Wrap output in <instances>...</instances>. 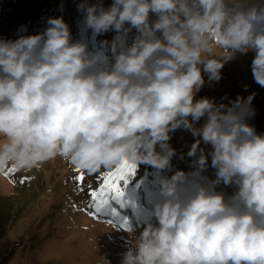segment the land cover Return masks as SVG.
<instances>
[{"label":"rangeland","instance_id":"rangeland-1","mask_svg":"<svg viewBox=\"0 0 264 264\" xmlns=\"http://www.w3.org/2000/svg\"><path fill=\"white\" fill-rule=\"evenodd\" d=\"M33 1L10 0L6 12L0 8V211L12 217L9 264H264V196L234 206L230 217L214 214L212 202V208L231 205L196 153L213 145L230 149L232 128L245 112L232 104L224 113L210 110L218 86L214 60L229 66L237 94L264 88L257 67L264 0H210L217 19L226 10L237 18L202 19L188 28L178 41L177 67L148 96L121 104L96 96L111 82L103 84L107 58L94 47L73 53L66 66L37 69L45 44L63 42L46 14L34 19ZM12 52L33 73L9 66ZM121 57L125 75L132 74L123 88L133 76H147ZM174 95L191 96L195 105L184 108L197 109L204 120L155 116ZM151 106L153 115L144 113ZM169 157L177 171L161 188L158 167H149ZM150 176L153 182L146 181ZM133 183L143 184L141 193L158 212L129 223L128 213L144 211ZM111 201L124 203L115 218L105 213ZM210 244L219 247L206 249Z\"/></svg>","mask_w":264,"mask_h":264},{"label":"trees","instance_id":"trees-1","mask_svg":"<svg viewBox=\"0 0 264 264\" xmlns=\"http://www.w3.org/2000/svg\"><path fill=\"white\" fill-rule=\"evenodd\" d=\"M209 1L34 0L30 2L34 4L30 11L31 14L36 15L34 19L40 20L41 17L38 16L40 12L43 13L42 15L46 14L49 18V26L54 28L55 33L60 34L61 42H63L61 47L45 44V48L38 56L37 69H42L43 63H46L49 69L66 66V59H73V53L94 47L103 51L107 58L104 72L106 81L103 84L111 82L110 85L106 84L105 90H100L101 92L96 96L101 94L103 95L99 96L101 99L117 104L124 103L128 99L148 96L156 89L155 86L159 81L167 77L181 61L182 54L177 45L178 41H181L180 37L187 32L188 28L190 29L202 19L209 23L219 24L229 18V15L232 18L231 21L237 18V14H231L233 12L226 10L220 16L221 18L217 19V14L208 9ZM6 2L10 0H0L1 11L9 7ZM33 24L32 22L31 25ZM261 34L262 48L257 67L264 80V31ZM37 38L38 36L35 39ZM36 42L39 43L40 40ZM12 56L7 62L9 66H18V69H22L27 74L33 73L31 68L25 64V60L19 62L15 52H12ZM121 56L124 57L126 67L130 70L133 67H140L144 73H147V76L139 80L135 75L132 80L130 79V85L123 88L121 81H127L132 74L125 75V66L120 65ZM210 68L218 80V86L212 87L215 100L213 104L211 103L210 110L224 113L229 104L245 109L232 128V144L228 147L230 149L216 145H213L214 148H202L204 152H200L201 148L196 149L200 163H205L207 167H210V173L220 180L223 190L220 196L231 205H218L212 208V202L209 206L214 214L230 217L234 206L248 207L264 196V88L251 93L237 94V83L234 75L229 71V66L214 60ZM50 73L53 74V72ZM208 80L211 82L210 78ZM185 99L183 100L180 95L170 97L164 104H159L154 115H165L182 123L203 121V114L197 109L184 108L187 103L195 105L190 100L191 96L186 95ZM154 107L145 109L144 113L153 115L151 109ZM147 161L154 160L149 158ZM157 167L161 178L158 186L162 188L167 178L177 171V164L173 158L169 157L157 164L154 162L153 167L150 166L149 169L156 171ZM151 178L153 176L146 181L153 182ZM141 185L143 184L136 186L133 183L132 187H135L139 193L135 196V201L139 207L141 205L144 209L143 216L133 211L128 213L126 222L132 218H134V223H136L135 219L143 221L146 213L153 217L154 213L158 212L157 207H153L154 204L150 202V197H145L141 193ZM161 194L165 199L167 195L163 192ZM168 197L171 198L169 195ZM159 200L162 201V206L168 205L163 198ZM123 204V202L113 204L111 201L105 213L115 218V208ZM118 213L120 217L126 214L123 210H118ZM11 220L10 212L0 211V264H9L14 255L15 244L6 235ZM177 243L179 239L172 240L170 248L175 250L174 246ZM206 247V249H217L219 245L215 247L210 244Z\"/></svg>","mask_w":264,"mask_h":264}]
</instances>
